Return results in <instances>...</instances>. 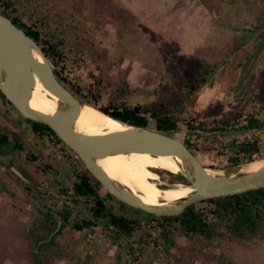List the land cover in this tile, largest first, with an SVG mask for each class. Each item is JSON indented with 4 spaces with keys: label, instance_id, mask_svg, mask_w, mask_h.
Returning <instances> with one entry per match:
<instances>
[{
    "label": "rangeland",
    "instance_id": "374dc122",
    "mask_svg": "<svg viewBox=\"0 0 264 264\" xmlns=\"http://www.w3.org/2000/svg\"><path fill=\"white\" fill-rule=\"evenodd\" d=\"M169 1L82 0L76 5L73 21L77 39L50 62L67 89L97 109L122 97L131 104L164 113L185 100L181 109L173 112L182 122L172 138L182 144L187 137L184 119L209 125L216 120L238 119L239 124L228 133L198 139L197 153L206 167L232 172L235 167L219 151L227 152L223 147L234 139H257L264 153V129L238 128L246 125L251 114L264 119V104L257 96L264 87V0H207L208 7L202 4L204 0ZM172 4L175 6L170 7ZM163 5L170 11H183L185 17L200 18L202 28L195 27L196 32L191 31L192 25L183 31L177 29L178 23L162 18ZM255 20L261 25L255 26ZM259 27L263 28L253 39L242 38L234 30L257 31ZM179 44L184 46L181 52L177 51ZM216 65L200 91L185 99L186 91L174 76L197 83L205 70ZM150 84L156 88H149ZM122 91L124 95L120 96ZM149 128L156 130V122L152 120ZM0 131L12 143V148L5 146L0 153V264H30L31 231L49 210L60 220L58 213L67 206L59 199L56 187L72 190L77 175L84 174L86 168L55 137L36 136L19 111L1 96ZM157 173L165 186L184 183L166 171ZM108 204L119 213L143 219L134 240L129 238L124 243L131 240L138 249L139 240L145 239L155 223L148 221L146 212L123 210L114 200ZM194 205L209 217L215 209L207 201ZM72 209V221L90 217L82 201ZM107 233L103 226L83 231L67 227L57 240L60 256L54 255L51 264H110L118 246L111 244ZM152 233L153 238L158 237L157 230ZM173 237L175 246L168 255L162 245L147 249L136 263H131L129 246L124 245L122 253L127 264H264V243L256 239L232 242L218 238L209 242L201 237L186 238L179 228Z\"/></svg>",
    "mask_w": 264,
    "mask_h": 264
},
{
    "label": "trees",
    "instance_id": "16d2710c",
    "mask_svg": "<svg viewBox=\"0 0 264 264\" xmlns=\"http://www.w3.org/2000/svg\"><path fill=\"white\" fill-rule=\"evenodd\" d=\"M81 1L0 0V13L35 39L49 60H53V58L61 55L62 51L75 40L74 38L77 39L76 34H74L73 21L76 18V11H78L76 5L80 4ZM202 4L204 6L207 5V7L209 5L207 0H204ZM253 24H256L255 26L261 25L256 20ZM254 28H246L242 32L237 28L234 30L241 33L242 38L248 36L249 39H253L259 36L258 33L263 27H259L257 31H254ZM76 53L78 54L79 52L77 51ZM217 68L216 65L205 70L197 83L185 82L179 75L174 76V81L181 88L185 89V99L187 97L190 98L200 91L208 77ZM262 74L264 76V71ZM55 75L62 82L56 70ZM73 95L81 102L92 106L84 98L80 99L77 95ZM123 95L124 92H120V96ZM0 96L12 105L1 91ZM257 96L260 102L264 104V87L261 88ZM184 101L179 102L174 110H164V113H160L152 108L143 107V105L131 104V102L129 103L122 97L118 98L117 102H109L99 109L115 119L138 127L148 128L150 121L153 120L156 122V131L169 137H175V134L179 130V123L182 120L176 117L177 115L173 112H178ZM24 119L36 136H53L60 143H63L49 126L26 117ZM183 122L187 128V137L184 144L196 156H198L197 152L199 151V138H207L211 134L228 133L239 124L238 119L234 120V122L227 119L216 120L211 125L195 119H184ZM238 128L246 131L263 130L264 119L251 114L246 121V125ZM11 144L8 136L0 131V153H3L5 146L11 147ZM17 145L18 143L16 145L13 144V148L17 147ZM19 148L23 149V146L20 145ZM225 148L228 151H219L221 152L219 154L227 156L229 164L234 167L264 158L260 141L257 139H234L223 147V149ZM84 167L86 168L85 165ZM56 188L59 189V199L65 201L67 206L58 213L60 220L56 219L52 211L49 210L43 214L44 217L41 223L31 231L30 238L33 241V249L31 251L30 264H51L53 256L59 255L57 240L69 226L76 231L89 230L96 226H103L108 230L107 239L112 245L118 246V251L111 258L110 264H127V260L122 253L124 245L129 246L128 252L131 258H133L131 259V263L139 261L142 258V254L152 246L162 245L164 252L168 255L175 246L173 236L176 228H179L181 234L189 239L201 237L209 242L218 238H224L232 242H248L249 240L256 239L264 243V188L235 196L207 200V202L215 206V209L211 212V217L208 216L209 214L197 210L196 205L189 206L181 215L173 217H156L148 214V221H153L155 226H152V229L147 231L143 241L139 240L141 246L138 249H134V244L131 243V240H134L135 233L142 228L143 219L138 217L132 218L128 214L119 213L108 202L114 200L119 203L120 208L123 210L136 211L138 214L146 213L118 201L87 168L84 174L77 175L72 190L60 186ZM103 193L106 194L103 195ZM81 201L86 203V209L90 217L82 220L76 218L72 221V208L78 206ZM154 229L158 232L157 238L152 237ZM42 230H46V234H43ZM129 238L131 239L130 242L124 244Z\"/></svg>",
    "mask_w": 264,
    "mask_h": 264
},
{
    "label": "water",
    "instance_id": "95a60500",
    "mask_svg": "<svg viewBox=\"0 0 264 264\" xmlns=\"http://www.w3.org/2000/svg\"><path fill=\"white\" fill-rule=\"evenodd\" d=\"M37 78L58 99L59 105L55 115H45L30 107ZM0 91L21 115L49 126L118 201L156 217L178 216L186 208L199 202L264 188V168L257 173L236 177L214 176L198 156L193 155L184 144L174 138L149 127L131 125L109 115L112 120L125 126L126 130L103 136H85L77 133L75 128L83 111V102L58 80L53 65L36 40L1 13ZM131 153L165 155L177 162H184L185 167L181 165L183 174L176 176L190 185L195 192L179 204L166 207L152 208L138 202L132 194L115 186L98 165V161L106 157ZM242 166L243 164L235 166L232 172H223L232 176L237 174Z\"/></svg>",
    "mask_w": 264,
    "mask_h": 264
},
{
    "label": "bare ground",
    "instance_id": "6f19581e",
    "mask_svg": "<svg viewBox=\"0 0 264 264\" xmlns=\"http://www.w3.org/2000/svg\"><path fill=\"white\" fill-rule=\"evenodd\" d=\"M82 104L84 105L83 111L75 128L77 133L85 136H103L126 130L125 126L112 120L97 108L86 103ZM58 105V99L37 78L30 100L31 109L51 116L55 115ZM98 165L115 186L123 188L124 191L136 197L138 202L148 207L179 204L195 192L185 182L167 186L161 183L157 171L180 175L184 171L181 165L185 167L184 162H177L174 158L165 155L154 156L150 153L112 155L98 161ZM263 168L264 159H260L244 164L238 173L232 176H228V173L221 170L210 169L209 172L214 176L236 177L257 173Z\"/></svg>",
    "mask_w": 264,
    "mask_h": 264
},
{
    "label": "crops",
    "instance_id": "0c3cea01",
    "mask_svg": "<svg viewBox=\"0 0 264 264\" xmlns=\"http://www.w3.org/2000/svg\"><path fill=\"white\" fill-rule=\"evenodd\" d=\"M161 1H163V0H161ZM181 0H176L175 2H180ZM188 2H189V0H187ZM186 1V2H187ZM194 1V0H193ZM174 2V3H175ZM188 2H187V4H188ZM164 4H166L165 2H163ZM168 3H173V1L171 0V1H169ZM191 4L193 5V4H196V3H194V2H191ZM188 5H190V3L188 4ZM173 6H175V5H173L172 4V6H170V7H173ZM139 7V6H138ZM163 7H165V8H163ZM162 8L164 9L163 11H162V13L164 12V15H163V17L162 18H165V20L167 21V22H173V23H178L179 25H178V27L179 28H177V29H182V31H183V28H187V29H189L190 27V25H192V30L191 31H194V32H196V30L198 29V30H200L201 28H202V20L200 19V18H194V19H192L191 18V16H186L185 17V14L183 13V11L181 12V11H177V9H175V11H170L169 9L170 8H167V6H165V5H163L162 6ZM197 29H196V28ZM194 35V34H193ZM175 40V39H174ZM167 41H170V39L169 38H167ZM184 46L182 45V44H179L178 46H177V51L178 52H181V50L183 51V48ZM152 84H150V86H149V88H151V89H155L156 88V85L155 86H151ZM165 85V84H164ZM160 86V85H159ZM158 87V86H157ZM151 122V121H150Z\"/></svg>",
    "mask_w": 264,
    "mask_h": 264
}]
</instances>
